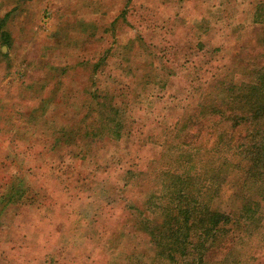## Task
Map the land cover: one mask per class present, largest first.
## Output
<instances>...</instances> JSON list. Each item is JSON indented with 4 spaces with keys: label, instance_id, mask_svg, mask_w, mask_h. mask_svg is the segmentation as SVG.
I'll use <instances>...</instances> for the list:
<instances>
[{
    "label": "rangeland",
    "instance_id": "obj_1",
    "mask_svg": "<svg viewBox=\"0 0 264 264\" xmlns=\"http://www.w3.org/2000/svg\"><path fill=\"white\" fill-rule=\"evenodd\" d=\"M12 2L0 0V17ZM260 5L264 0H25L7 25L11 43L0 41V188L23 173L36 201L0 211V264H172L128 219L145 196L163 200L170 173L209 174L208 156L236 162L218 201L235 205L229 192L243 162L234 149L218 147L213 124L182 120L211 112L209 103L226 112L228 94L243 112L257 94L250 84L264 70ZM97 85L105 99H91ZM100 112L118 124L92 122ZM91 122L101 138L89 133ZM110 125L120 137L105 135ZM69 127L83 141L52 149L56 131ZM200 128L201 142L194 136ZM217 246L205 264H264V223Z\"/></svg>",
    "mask_w": 264,
    "mask_h": 264
},
{
    "label": "trees",
    "instance_id": "obj_2",
    "mask_svg": "<svg viewBox=\"0 0 264 264\" xmlns=\"http://www.w3.org/2000/svg\"><path fill=\"white\" fill-rule=\"evenodd\" d=\"M13 1V6L0 17V41L8 45L11 43L9 23L12 17H15L14 14L20 13L18 11L25 0ZM258 8L263 10L264 5ZM262 26H264L263 23ZM97 67H99L98 63H93V71L96 73L99 71ZM22 82L25 81L22 80ZM250 85L252 89L258 87L257 94H253L256 96L254 99L251 95L243 112L236 111L237 96L228 94L229 105H226V112L215 111V107L220 109V106L209 103L213 108L211 112H189L188 116L182 120L183 124H196L202 128L207 123L213 124V128L218 133V147L225 145L227 149L236 151L238 160L244 164L239 184L229 192V196L234 198L236 204L229 207L230 209L227 208L226 202L218 204L226 192L225 183L230 174V168L235 167L236 162L212 155L205 158V162L208 159L211 160L210 167L204 165L206 169L209 168V174L205 175V171L202 175H191L185 171L170 173L171 178L168 182L167 180L163 182L168 188V193L163 200L158 202L149 200V194L139 201L138 205L133 206L135 212H131L132 219H128L133 221L131 225L149 237L154 254L156 253L172 264H196L198 260L200 264H205V257L212 253L211 250L219 242L225 239L242 238L246 232H255L263 226L264 70L259 72L257 84L252 82ZM105 91L97 85L94 92L90 90V94L93 93L91 99H105L100 95L101 93L107 95ZM231 93H235L233 88ZM96 104L100 105L99 102ZM95 120L104 125L109 124L108 121L115 125L118 124L106 112H100V115L92 122ZM92 122L86 125L87 129H90L89 133L101 138L104 133H97L99 129L94 131L95 127ZM107 131L105 135L111 138L121 136V130L111 125L108 126ZM177 132H182V129H177ZM203 132L204 129L200 128L194 134L200 142L205 135V133L202 135ZM79 133L81 132L70 129V127L57 130L58 135L53 146L58 144L56 148L53 146L51 148L61 149L63 145L72 146L73 144L77 148L78 141H83L85 138L82 133L81 135ZM76 134L79 135L78 138ZM173 136L174 138L179 137L176 134ZM182 137L185 138V142L192 143L188 132H182ZM200 145L198 149L201 148ZM185 162L187 165L189 160ZM140 175H143L142 171L136 174V176ZM10 177V181L0 188V211H4L14 202L22 205L35 203L36 195L26 181L25 175L16 171ZM223 246L224 244H220L214 251L221 250Z\"/></svg>",
    "mask_w": 264,
    "mask_h": 264
}]
</instances>
